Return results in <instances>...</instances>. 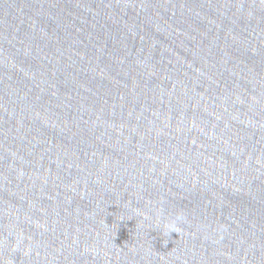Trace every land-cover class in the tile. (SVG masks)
<instances>
[{"label":"water","instance_id":"water-1","mask_svg":"<svg viewBox=\"0 0 264 264\" xmlns=\"http://www.w3.org/2000/svg\"><path fill=\"white\" fill-rule=\"evenodd\" d=\"M0 264H264V0H0Z\"/></svg>","mask_w":264,"mask_h":264},{"label":"clouds","instance_id":"clouds-1","mask_svg":"<svg viewBox=\"0 0 264 264\" xmlns=\"http://www.w3.org/2000/svg\"><path fill=\"white\" fill-rule=\"evenodd\" d=\"M185 220H186L185 217H183V216H177V217L175 218V223L173 224V226H172V228H171V233H173V232L178 233V229H179L180 225H181L182 223H184ZM178 234H179V233H178Z\"/></svg>","mask_w":264,"mask_h":264}]
</instances>
